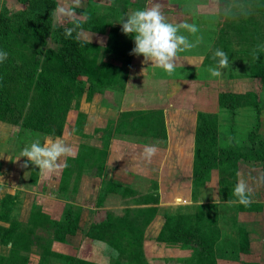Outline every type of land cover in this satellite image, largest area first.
<instances>
[{"label": "rangeland", "instance_id": "1", "mask_svg": "<svg viewBox=\"0 0 264 264\" xmlns=\"http://www.w3.org/2000/svg\"><path fill=\"white\" fill-rule=\"evenodd\" d=\"M56 1L57 7L53 10L52 16L53 30L67 28L76 32L77 28L73 24L75 20H89L95 27L103 29L105 26L104 31L107 33L105 38L102 37L101 42L104 46L108 44V47L114 51L119 48L124 50L125 46L131 43L132 35H125L121 31L119 23L121 17L134 10L151 7L154 2L160 4L161 11L179 10L190 12V14L199 12V14H209L211 18L215 17L216 19H212L211 22H215L218 28L216 49H221L228 54L230 67L222 69V75L215 77L213 87L219 100L217 108L221 109L219 112H225V114L221 117L219 113V117L215 120V131L214 128H211L208 138L211 139L216 148L232 151H241L250 146L248 137L251 131L255 132L256 141L254 143L257 142V139L264 142V52H259L258 58L254 55L257 46L264 45V9H258L253 0H172L174 3H167L166 0H153V2L150 0L149 4H146L145 0ZM3 10H7L9 13L24 11L27 10V4L21 3L20 0H0V13ZM193 20L201 21L199 18L189 17L178 22L190 23ZM172 21L173 19L170 20L171 23H173ZM81 30H77V37L84 40V37L81 36ZM182 34L188 35L186 31ZM111 36H113L112 40L108 38ZM29 44L30 42L25 46L28 47ZM57 46L48 37L43 49ZM215 50L212 51L213 58ZM109 55L111 56L113 53ZM84 57L86 66L97 67L98 78L112 79L118 87L119 78L124 72H121L123 67L115 70L111 64L107 67L102 66L104 63L108 64L109 60L106 59V62L102 63V53H99L91 45ZM95 58L97 61L99 60L98 63L101 62L99 65L94 60ZM92 62L96 63L92 65ZM217 63L218 58L214 59L213 67ZM93 74V69L92 71L90 69L87 74L79 78L87 85V80ZM163 86L168 85L163 83ZM95 87H93L95 91L91 94L89 101L84 100L78 106L74 100L71 101L67 112L62 113L64 116L57 118L61 120L64 117L60 132L58 125H54L58 127V130L54 127L58 134L27 131L24 132L23 136L24 146L19 143V148L23 149L30 144L28 140L33 141L39 138L43 143L49 138L60 137L71 146L73 155L62 158V163L66 159L65 167H61L53 173L44 172L45 175L39 186L36 180H33L36 183L34 187H26L27 184L25 182L22 184L20 181H16L15 185L10 183V186H16L15 188L28 189L26 193L21 192L24 195H20L21 193L18 191V193H14L17 194L16 197L9 199L10 196H6L2 204L6 207L10 206L11 209L7 212L3 211L4 216L1 215V219H11L4 222L7 224L0 225V228L16 229V232L21 235L17 239L19 245L16 249L20 251V255L16 264H83V262H96L98 264H196L195 258L199 254V249L195 247V244L179 246L177 243L181 242H173L177 245H169L168 243L171 242L159 241L156 240L155 236L153 237L159 230V226L163 225L165 215L176 208L190 206L191 201L196 199V195L194 196L190 190H188V194L180 190L181 187H188L186 185L188 180L184 179L182 182L177 180L174 177L177 172H170L169 177L162 180L156 176V170L159 166L156 163L157 153L147 161L153 170L148 172L145 169L146 164H144L146 159L142 154L137 150L129 151L128 147L123 148L124 157L120 162L126 163L120 166V169L116 166L115 168L126 172L125 174L123 172L124 178H120L124 187L120 190L121 194L105 193V184L107 181H112L113 177L106 175L103 167L106 162L113 164L116 152L112 153L110 148L104 147L109 145L111 138L115 136L114 134L117 137L124 135L130 138L129 141L135 138L136 141H142L140 143H147L149 140L151 144L158 142L161 136H152L151 133L146 132L145 128L136 127L135 122L131 121L135 114L122 115V112L105 111L99 119L98 109L103 95L96 94L98 90ZM101 113L103 112L101 111ZM203 115L206 117L202 118L200 114H193L190 119L184 121L186 123L185 129L194 144L193 161L196 139L199 137L198 129L202 122L208 121L210 114ZM215 116L217 117V115ZM160 117L162 119V116ZM137 130L144 132L138 134ZM4 132L1 133L0 139L10 140L8 144L11 145L10 149H12L14 141L10 138L13 135L11 131ZM10 155L12 154L10 153ZM262 166V162L254 161L250 164L240 161L233 172L223 174L222 166L217 164L211 169V177L206 186H211V188L215 186L219 189V181L225 177L228 178L232 189L240 178H243L253 188L264 189ZM247 167L250 171L248 175L244 176L240 172L241 169H247ZM8 168L12 167L9 165ZM23 168L29 174L28 183H30V176H35L38 168L30 162L27 167ZM11 171L12 169H9V173ZM107 173L109 172L107 171ZM7 181L12 180L7 179ZM191 182L190 179L189 183ZM33 198L38 199L43 206L40 209L34 208L32 213H29L30 204L34 202L37 205ZM217 198L218 195L216 194L215 199ZM212 199H214L212 191L200 196V200L203 202H210ZM251 199L262 202L264 201V194L258 195L256 199L251 197ZM150 206H158V211L154 219L151 220L153 221L151 225H149L151 221L146 223L147 217L145 215L148 211H143L145 207ZM67 208L72 209L73 219L77 227L73 233H68L63 240H59L55 237L54 222L62 217ZM129 209L132 210L131 216L127 215L128 219L125 224L131 228L123 226L118 220ZM208 212L212 215L215 210ZM17 216L24 219L26 224L16 223ZM14 222L17 224L16 226ZM259 222L264 224V215L259 218ZM139 229L143 230L142 237L137 240L134 239L133 242L136 241V243L134 242L133 246H129V236L131 234L133 236L134 234L138 235ZM146 229H149L147 233ZM112 234L117 237H113ZM167 234L169 236L168 231ZM256 234L258 236L255 237L256 240L257 238H263V240L255 243L243 242L238 244L235 242L236 251H233V254L237 252L234 256H237L239 261L231 257V264H239L240 261L242 264H264V229L260 227ZM151 235L152 238H150ZM246 239L247 235L245 238L243 237L244 241ZM248 239L250 240V237ZM113 241H116L118 245L113 244ZM146 241L148 242L146 243ZM164 243L168 245H164L163 250H161V245ZM230 246L233 247L232 244ZM221 249L224 252V248L221 247ZM9 250L7 246L0 244V256L8 254ZM228 250L231 254L232 249L228 248ZM223 252L218 251V256ZM221 263L224 261L220 260L219 264Z\"/></svg>", "mask_w": 264, "mask_h": 264}, {"label": "trees", "instance_id": "2", "mask_svg": "<svg viewBox=\"0 0 264 264\" xmlns=\"http://www.w3.org/2000/svg\"><path fill=\"white\" fill-rule=\"evenodd\" d=\"M253 1L258 9H264V0ZM20 2L27 4V10L10 13L3 10L0 13V51L7 53V59L0 63V121L17 125L23 131L58 134L54 127L57 130L59 127L60 132L64 117L61 120L57 118L67 112L71 101L74 100L78 106L84 94L87 99L91 97L95 91L93 88L95 84V89L100 92L102 88L115 83L112 79L98 78L97 67L85 65L84 56L91 44L77 37L78 29L102 33L105 32V26L102 29L93 26L89 20H75L73 24L77 28L76 32L67 28L53 30L52 16L53 10L57 7L56 0H20ZM48 37L58 46L44 50ZM112 38L113 36L110 37L111 40ZM29 42V46H25ZM90 69L91 71L93 69L94 74L87 80L86 85L79 77L87 74ZM135 115L133 120L136 127L145 128L146 132L154 135L164 131L160 113L148 111L137 112ZM200 116L206 117L203 114ZM216 118L215 115H209L208 121L202 122L198 129L199 137L196 139L193 161L194 192L208 183L210 171L217 164L222 166V173L226 174L233 172L240 161L262 162L261 168L264 174V142L257 139L254 143L255 132L251 131L248 137L250 146L241 151L216 148L208 138L211 128L215 131ZM105 185L106 194L110 192L121 194L120 190L124 187L114 181H107ZM219 186L222 199L235 198L228 178L222 177ZM205 207L207 206H194L192 213L184 211L182 207L172 210L165 215L163 225L155 237L156 240L195 244L199 249V254L195 258L196 264H216L218 257L216 243L221 235L217 224L218 216L205 211ZM131 211V209L126 210V214L118 218L120 224L127 226L125 224L127 215L130 217ZM143 211H148L145 215L148 223L154 219L158 210L156 206H150L145 207ZM1 215L4 214H0V219ZM54 226L55 237L59 240H63L66 234L73 233L77 224L74 222L72 209L67 208L62 217L54 222ZM0 231H2L0 244H10L9 254L0 256V264L7 262L16 264L20 255V251L16 249L19 245L17 239L21 235L10 228H0ZM138 231V235L129 236V246L136 243L133 242L134 239L142 237L143 230ZM167 231L169 236L166 235ZM112 236L117 237L115 234ZM112 243L118 245L116 241ZM83 264L98 263L83 262Z\"/></svg>", "mask_w": 264, "mask_h": 264}, {"label": "crops", "instance_id": "3", "mask_svg": "<svg viewBox=\"0 0 264 264\" xmlns=\"http://www.w3.org/2000/svg\"><path fill=\"white\" fill-rule=\"evenodd\" d=\"M166 1L167 3H174L172 0ZM145 3L149 4L150 0H145ZM184 12L179 10L162 11L167 21L170 22V20L173 19L172 22L175 24H178V21L185 20L189 17H192L194 19H201L200 22H197V20L190 21V24L197 25L199 31L195 35H191L189 33L187 35L190 41H195L197 37H200L201 43L191 50H186L178 53L176 58V70L171 75L165 72L162 68H158L154 64H151L150 61L145 63L142 55L132 54V49L134 48L133 38H131V43L125 46L126 50H122L119 48L114 51L110 48L108 50V44L107 46H104L101 42L103 39L102 37H106V31L97 33L87 29H82L80 32L85 41L89 42L91 46H94L99 53H102L103 58H101L102 60L100 59L102 63L106 62V59L109 60V62H107L108 64L104 63L102 64V66L107 67L109 64H111L113 69L115 68L116 70L117 68L123 67V69H121V72L124 71L122 72V76L120 77V80L118 82V87L114 83V85L106 86L102 88V91L96 92V94L103 95L101 104L99 106L100 108L98 109V113H100L99 119L101 118V114L103 115L105 111L114 113L122 112V115L134 113L136 114L137 112L148 111H153L155 112V114L160 113V116H162V120L164 123V131L158 134V136H161L159 138V141L153 143L157 146L158 149L156 152V163H158L159 166L156 170V176L160 180H162L168 178L170 172H177V174H174V177L177 180L181 182L184 179L188 180V182H186V185L188 187H181L180 190L185 194H188V190H190L192 194H196V196L194 195L196 199L194 198L191 201L190 206H184V208L182 207L184 211L192 213V209H194L193 207L198 205L207 206L204 208L205 211H212L213 209L215 210L214 214L212 215L214 216L215 214H217V224L221 233L220 239L216 243L217 256L218 251L220 253L223 252L221 247L224 248V252L217 257L216 264H219L220 260L224 261V263L221 264H231V257L236 258V260L239 259L237 256H234L237 254V252L236 254H233V251H236V249L234 248V244H236L235 242H237L238 244L243 242L255 243L259 242L261 239L263 240V238H257L256 240L255 237H258L256 232H259L260 227L264 229V224L262 222H259V218L264 215V201L259 202L257 200L251 199V202L245 206L239 203H235L234 201L236 200V197L231 200L222 199L220 198V188L218 189L215 186L213 188H211V186H206L208 183H206V185L204 186L199 187L197 191H193L194 176L192 150L194 144L191 136L188 135V132L185 129L186 123L184 121H186L188 118L190 119V116H192L193 114H213L217 115L218 118L219 113L222 117L225 112H219L221 109L217 108V103L219 100L218 95L213 87L214 81L216 79L215 77L211 76L210 73H208L206 70L209 66L214 65L212 51L216 49L218 28L216 27V23L211 22V20H215L216 18H211V15L209 14H199V12H192V14H190V12ZM184 32L185 31L182 30V33ZM108 38L110 39V37ZM109 52L113 53V55L110 56ZM94 60L97 63L99 61H97V58H95ZM96 62H92V65H94ZM101 62H99L98 65ZM163 83L167 84L168 86L164 87ZM90 98L87 99L86 94H84L80 100V104L84 100L89 101ZM101 111L103 113H101ZM135 116L131 118V121L135 118ZM3 131H5L4 133H6V131H11L13 137L10 139L14 141V145L12 146V149H10L11 145L9 146L8 144V141L10 140L7 141L6 138L0 139V214L3 213V211L7 212V210L11 209L10 206L6 207L2 205L3 199L6 196H10L9 199H11L12 197H16L17 194L14 193H18V191L19 193H21L22 191L23 193H26V191H28V189L24 190L23 188H19L21 189L19 190L18 188H15L16 186H10V183L15 185L16 181H20V183L22 184L25 182V184H27L26 187H34L36 183H34L33 180H36L37 185L39 186L41 183V179L45 175L44 172H42L41 174V171L38 169V172L35 174V176H30L31 182L28 183L29 174L26 173L23 168L24 162L27 160V157H19L17 159L22 150L21 148H19V143L20 145L24 146L23 143H25V140L23 141V136L24 132L27 131L21 130L17 125L0 121V135L1 133H3ZM137 131L138 134H143L142 132H140L141 130ZM114 135L115 136L111 138L109 145H107V147H104L108 149L110 148L109 150L112 151V153L116 152V154H114V162L113 164H110V162H106L103 169L104 171H106V175L113 177H111L112 181L122 183L120 180L124 178V174L126 173L123 170H118L120 169V166L126 163L124 161L123 163L120 162V160L124 157L122 149L128 147L129 151L137 150V152L142 154V149H144L146 145H149L150 142L148 140L147 143H140L142 141H136L135 138L129 141L130 138L125 137L124 135L121 137H117L116 134ZM151 135L157 136L154 134ZM111 141H114V143H111ZM28 142L31 143L32 141L28 140ZM112 146L113 149H111ZM9 150L12 155H10ZM147 161L148 160L144 161V164H146L145 169L148 170V172H152L153 170L151 169V165L150 163L148 164ZM249 163L252 164V162ZM9 165L12 168H8ZM115 166L118 169H116ZM9 169H12L10 173ZM107 171L110 174L107 173ZM249 171L250 169L249 167H247V169H241L240 173L246 176L249 174ZM25 177L26 179H24ZM7 179L12 181H7ZM190 179L192 180L191 183H189ZM248 186L252 192L251 197H255L256 199L258 195L264 194V189L260 187L253 188L251 185ZM31 189H29V191H31ZM211 191L212 195H214V199H212V201L203 202L200 200V196H203L206 193H210ZM23 193H21L20 195H24ZM216 194L218 195L217 199H215ZM33 201H36L37 205L32 202L30 204L31 207L29 209V213H32L34 208L40 209L43 206L38 199L33 198ZM10 219L11 218L0 219V221L2 220L0 222V225L2 226L4 224H7L4 222H8V220ZM15 222L26 224V221L24 219L18 218V216L16 217ZM15 222L14 225L16 226L17 224H15ZM152 223L153 221H151L149 225H151ZM8 225L10 224L8 223ZM149 225H147V228H149ZM161 226L162 225H160L158 229H160ZM145 231L147 233L149 229H146ZM158 231H156L153 237H156ZM238 233L244 238L247 235V239L244 241L243 237H240ZM248 237H250V240L248 239ZM150 238H152V235ZM147 242L148 241H146V243ZM168 244H179V246L191 245L190 243L176 244L173 242ZM168 244H162L161 250H163L164 245ZM231 244L233 245V247L230 246ZM5 246L10 249V244ZM228 248L232 249L231 254H229ZM8 254H4V256H7ZM239 264H242L241 261L239 262Z\"/></svg>", "mask_w": 264, "mask_h": 264}, {"label": "clouds", "instance_id": "4", "mask_svg": "<svg viewBox=\"0 0 264 264\" xmlns=\"http://www.w3.org/2000/svg\"><path fill=\"white\" fill-rule=\"evenodd\" d=\"M121 31L125 35H132L134 48L132 54L142 55L144 62H151L158 68H162L168 74L176 70V58L179 52L191 50L201 43V38L190 41L187 35L182 34V30L191 35H195L199 29L197 25L187 22L175 24L168 22L161 11L158 2H154L151 7L137 9L130 14L121 17L119 20ZM264 52V45H258L254 55ZM218 58L215 67L209 66L206 70L213 77L222 75V69L230 67L229 56L221 49L214 51V59ZM7 59V53L0 51V63ZM155 144L146 145L143 149V157L150 160L157 152ZM73 155L71 146L65 143L60 137L49 138L41 143L39 138L26 145L17 157H27L24 167L30 162L41 172L53 173L61 167L66 166V159L62 158ZM235 203L248 205L251 202L252 192L247 182L240 178L233 188Z\"/></svg>", "mask_w": 264, "mask_h": 264}]
</instances>
